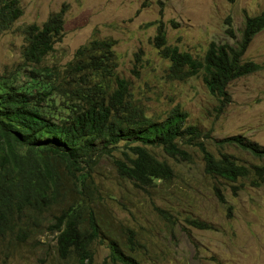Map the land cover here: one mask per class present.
<instances>
[{
	"label": "rangeland",
	"instance_id": "rangeland-1",
	"mask_svg": "<svg viewBox=\"0 0 264 264\" xmlns=\"http://www.w3.org/2000/svg\"><path fill=\"white\" fill-rule=\"evenodd\" d=\"M21 4L22 15L0 35V73L25 66L23 78L29 75L33 65L26 64L22 55L26 26H41L66 5L64 36L39 66L56 67L70 80L67 67L80 46L94 38H113L115 71L129 81L134 104L157 120L178 105L188 112L187 124L201 130L198 141L213 153H232L247 165L264 162L238 147L215 142L243 134L264 145V69L231 81L230 100L222 104L206 87L201 72L186 80L169 76L170 60L155 46L161 30L167 44L197 57L213 41L235 44L246 16L260 13L264 0H22ZM243 58L264 64V29L254 36ZM108 83L117 87L114 79ZM191 142H181L189 159H175L162 146L149 145L174 170L171 180L153 186L135 184L118 173L114 159H126L130 153L126 141L97 157L92 168L86 167L88 207L81 215L98 221L100 230L92 244V264H116L110 258V244L117 240L130 245L128 229L134 231L140 264H264V183L254 186L247 179L233 182L207 174L202 149ZM55 214L59 212L40 214L36 222L27 227L25 222L23 229L7 237L0 250L2 264H79L73 256L65 259L59 253L61 230L55 228ZM194 220L209 227H198Z\"/></svg>",
	"mask_w": 264,
	"mask_h": 264
},
{
	"label": "trees",
	"instance_id": "trees-1",
	"mask_svg": "<svg viewBox=\"0 0 264 264\" xmlns=\"http://www.w3.org/2000/svg\"><path fill=\"white\" fill-rule=\"evenodd\" d=\"M21 1L0 0V35L22 15ZM65 13L66 5L41 26H26L22 55L26 64L33 65L27 77L23 78L25 66L0 73V250L3 241L23 229L25 222L27 227L38 215L57 211L54 225L61 230L57 236L61 257L73 256L79 264H92V244L100 230L98 221L81 215L88 207L86 167L92 168L97 157L121 141L128 142L130 153L126 159L115 158L114 165L122 177L135 184L153 186L171 180L172 166L159 159L149 145L162 146L175 159H189L183 139L188 144L195 140L202 149L207 174L233 182L247 179L254 186L264 183V162L247 165L232 153H213L198 141L201 130L187 124L188 112L178 105L157 120L134 104L129 81L115 71V39L94 38L80 46L67 67L72 72L70 80L56 67L39 66L64 36ZM263 29L264 9L246 16L235 44L213 41L201 57L167 44L164 30L156 36L155 46L170 60L169 76L186 80L201 72L210 93L224 104L230 100L227 87L231 81L264 69V64L243 58L254 36ZM229 32L235 35L231 28ZM136 56L139 60V54ZM76 75L79 78L72 79ZM112 79L116 88L108 83ZM215 142L264 159V145L243 134ZM72 196L75 198L67 200ZM193 222L209 227L206 222ZM128 231L130 245L117 240L110 244L113 263L140 264L134 252V231Z\"/></svg>",
	"mask_w": 264,
	"mask_h": 264
}]
</instances>
